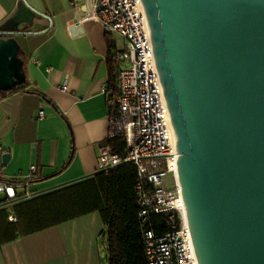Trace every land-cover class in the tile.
<instances>
[{
  "label": "water",
  "instance_id": "water-1",
  "mask_svg": "<svg viewBox=\"0 0 264 264\" xmlns=\"http://www.w3.org/2000/svg\"><path fill=\"white\" fill-rule=\"evenodd\" d=\"M142 3L198 264H264V0ZM35 17L51 25L20 0L0 24V90L26 79Z\"/></svg>",
  "mask_w": 264,
  "mask_h": 264
},
{
  "label": "crops",
  "instance_id": "crops-1",
  "mask_svg": "<svg viewBox=\"0 0 264 264\" xmlns=\"http://www.w3.org/2000/svg\"><path fill=\"white\" fill-rule=\"evenodd\" d=\"M72 1L27 0L51 25L35 17L24 28L29 33L15 36L26 82L0 102V180L18 178L23 185L12 198L0 193V264L106 262L104 224L99 211L89 209L85 182L98 173V148L109 130L108 43L115 84L120 48L95 18L69 27L85 14L84 0L79 8ZM19 2L0 0V24ZM32 164L36 171L23 179ZM79 182L81 203L64 191ZM80 204L81 214L74 215Z\"/></svg>",
  "mask_w": 264,
  "mask_h": 264
},
{
  "label": "built area",
  "instance_id": "built-area-1",
  "mask_svg": "<svg viewBox=\"0 0 264 264\" xmlns=\"http://www.w3.org/2000/svg\"><path fill=\"white\" fill-rule=\"evenodd\" d=\"M80 3L81 0L72 1L74 8L81 7ZM83 4L84 16H77L69 27L95 18L105 32L124 40V47L116 54L121 64L116 70V89H106V139L120 136L123 147L115 152L107 143L99 146L96 170L108 174L124 163L136 167L137 215L148 264H198L177 174L175 134L142 0H84ZM60 87L68 89L65 83ZM35 169L34 164L30 165L22 178H30ZM22 185L18 178L0 180V193L12 198L15 188ZM152 213L166 214L170 230L156 234L148 224Z\"/></svg>",
  "mask_w": 264,
  "mask_h": 264
},
{
  "label": "trees",
  "instance_id": "trees-1",
  "mask_svg": "<svg viewBox=\"0 0 264 264\" xmlns=\"http://www.w3.org/2000/svg\"><path fill=\"white\" fill-rule=\"evenodd\" d=\"M109 44L107 63L109 67V82L107 89H116L112 49ZM22 58V57H21ZM23 59V58H22ZM17 84L13 88L0 90V101L11 95L25 84ZM112 151L118 152L123 147L120 136L105 139ZM136 167L133 163H124L111 170L108 174L96 173L89 178L86 185V200L91 204L89 209L98 210L104 228L102 236L105 240L106 264H148L144 253L141 224L137 215L138 204L135 192ZM78 197L81 203V182L64 188ZM74 215L81 214V204ZM168 216L163 213H152L148 224L156 234L170 230Z\"/></svg>",
  "mask_w": 264,
  "mask_h": 264
},
{
  "label": "rangeland",
  "instance_id": "rangeland-1",
  "mask_svg": "<svg viewBox=\"0 0 264 264\" xmlns=\"http://www.w3.org/2000/svg\"><path fill=\"white\" fill-rule=\"evenodd\" d=\"M113 36H114V38H115V40L117 42L118 47L120 49H122L124 47V40H123V38H121L119 35H117L115 33L113 34ZM167 179H168V182L170 183V176H168ZM103 264H106V263L103 262Z\"/></svg>",
  "mask_w": 264,
  "mask_h": 264
},
{
  "label": "bare ground",
  "instance_id": "bare-ground-1",
  "mask_svg": "<svg viewBox=\"0 0 264 264\" xmlns=\"http://www.w3.org/2000/svg\"><path fill=\"white\" fill-rule=\"evenodd\" d=\"M175 139H176V136H175Z\"/></svg>",
  "mask_w": 264,
  "mask_h": 264
}]
</instances>
